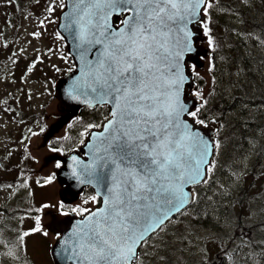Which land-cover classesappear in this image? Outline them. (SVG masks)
Instances as JSON below:
<instances>
[{
	"label": "snow or ice",
	"instance_id": "1",
	"mask_svg": "<svg viewBox=\"0 0 264 264\" xmlns=\"http://www.w3.org/2000/svg\"><path fill=\"white\" fill-rule=\"evenodd\" d=\"M211 2L60 0L58 24L71 39L73 59L78 62L68 69L71 75L64 95L89 107L103 105L107 113L101 114L103 123H88L80 130L81 136H91L90 159L82 161L73 155L69 161L70 174L81 185H92V194L79 204L45 201L36 209L51 206L60 216L83 213L67 231L53 233L63 264H153V257L168 264L166 253L175 250L172 241L193 243L187 233L173 232L171 240L168 233L169 223L177 220L175 214L187 211L186 206L197 199L195 189L187 186L208 182L216 163L211 151L219 152L221 147L220 139L195 126L208 124L203 115L207 97L193 88L196 103L190 106L184 95L189 80L185 53L194 50L189 25H200L208 47H213L207 19ZM53 3L47 7L49 13ZM114 14L120 18L114 20ZM40 59L37 54L28 70ZM51 67L56 69L54 64ZM212 68L209 57L208 70ZM192 75L200 77L199 72ZM94 127L101 130L89 133ZM61 163L55 160L56 168ZM53 179L54 174H49L43 183ZM88 201L89 207L81 206ZM34 219L36 227L27 232L40 228V216ZM24 235L21 231V244ZM245 240L249 258L264 252L252 248L255 241ZM224 255L232 264L231 251Z\"/></svg>",
	"mask_w": 264,
	"mask_h": 264
},
{
	"label": "rangeland",
	"instance_id": "2",
	"mask_svg": "<svg viewBox=\"0 0 264 264\" xmlns=\"http://www.w3.org/2000/svg\"><path fill=\"white\" fill-rule=\"evenodd\" d=\"M219 1L236 4L238 10L229 5L209 8L212 15L208 19L209 33L216 37V51L212 57H202L200 67H191L192 72L200 73L203 85L198 88L207 97L204 113L215 117L217 104L214 102L220 101L218 106L223 107L231 103L235 95H264V0ZM50 3L53 0H0V207L6 208L0 209V264H53L49 247L55 237L48 223L52 215H60L51 206L36 209L45 201L54 204L59 200L61 182L55 177L47 184L43 181L55 173V160L60 159L50 156L54 153L61 156V153L52 151L55 147L49 146L42 137L55 120L54 114L60 112L53 95L54 81L72 67V59L63 37L55 35L60 0L53 3L51 13L47 11ZM37 31L40 35L33 36ZM199 44L207 46L206 36ZM219 47L223 50L217 51ZM37 54L41 59L29 71L28 65ZM209 57L213 65L211 71L208 70ZM53 64L55 70L51 67ZM247 71L255 72L257 82L247 78L250 77ZM219 76L223 77V82H217ZM230 77L232 81L228 80ZM240 107L228 112L226 117L240 119L244 113ZM244 107L245 115L257 120L256 125L245 128L242 124L235 129V138L224 139L219 152L213 155L216 163L210 175L208 201L217 226L194 228L190 232L186 228L183 234L187 233L193 243L172 241L171 247L175 250L169 253L168 264L173 261L184 264L190 259L199 264H215L226 249L239 242V230L235 225L240 209L235 200L237 194L248 197L242 204L243 228L251 229L255 225L252 231H261L258 236L249 232L247 240L255 241L257 249L264 250V244L259 243L264 240L261 227L264 225V109ZM36 112H42L43 116L31 118ZM87 124V121L74 120L53 136L61 142L69 136L71 142H78L85 138L80 130ZM39 128L43 131H37ZM80 202L78 199L75 204ZM90 204L88 201L81 206L89 207ZM12 208L18 211L10 214ZM37 215L40 228L27 232L28 228L36 227L34 218ZM182 218L185 216H177L170 225ZM21 231H25L23 244L20 243ZM168 235L171 240L172 232ZM241 241L247 243L245 238ZM201 246L204 251L199 250ZM256 257V264H264V259H259L264 257V252L256 253ZM152 260L153 264H160L154 257Z\"/></svg>",
	"mask_w": 264,
	"mask_h": 264
},
{
	"label": "water",
	"instance_id": "3",
	"mask_svg": "<svg viewBox=\"0 0 264 264\" xmlns=\"http://www.w3.org/2000/svg\"><path fill=\"white\" fill-rule=\"evenodd\" d=\"M61 12L62 10L59 13L58 20L60 19ZM117 17H120L119 14H114V19ZM189 27L192 28L193 30L194 50L192 52L185 53V60L187 62L194 63L197 67H200L203 64L201 57L208 55L210 53V49L206 46H200L197 43L198 40L203 39L202 27L195 22L191 23ZM57 30L61 33L62 37L64 38L67 44V49L72 57L73 63H78L73 59L72 41L70 38H68L67 32H65L62 28H60L58 22H57ZM73 72H75V69H73ZM185 74L189 76V80L185 81L184 95L189 98V105L191 106L194 103H196L195 97L191 93V90L195 88L196 85L195 83H193L194 81L193 75L189 66L186 67ZM69 75H71V73L67 71L65 74L60 76L55 81L54 97L57 99V108L60 110V112L54 114L55 120L49 124L46 132L43 134L42 139L44 141L48 140L65 123H67L73 116H75L81 107L88 106L83 102V100L80 101L69 100L64 95V89L68 83ZM186 87H188V90L186 89ZM93 106H95V104ZM195 126L200 128L207 136L209 137L214 136L212 125L208 124V125H195ZM100 130L101 129L99 128L91 129L89 133ZM90 139L91 136L87 135L86 139L80 146H78L75 149H72L64 156H60L56 153L50 156V158H60V160L62 161L61 166L57 168V170L55 171V178L61 182V187L58 189V197L60 200H65L66 203H71L74 200H76L85 186H90L93 189L92 185H87V184L81 185L79 181H77L75 177L70 174L71 168L69 167V161L71 159V156L73 155L78 156L79 159L82 161H86L90 159V157L87 155L88 153L87 142ZM212 154H213V149L211 151V155ZM187 187L191 189V185H188ZM54 217L56 216L52 215L48 223V228L52 229L54 232L67 231V229L71 227L73 221L80 219V216L73 213H69L65 216L56 217L55 220L53 219ZM58 246H59L58 241L55 238L49 248V254L54 264H63L61 258L56 254V249Z\"/></svg>",
	"mask_w": 264,
	"mask_h": 264
},
{
	"label": "trees",
	"instance_id": "4",
	"mask_svg": "<svg viewBox=\"0 0 264 264\" xmlns=\"http://www.w3.org/2000/svg\"><path fill=\"white\" fill-rule=\"evenodd\" d=\"M225 5H227V6L229 5V6H231V8L238 10L236 4L232 5L229 2L219 1V0H212L210 7H213V6L224 7ZM211 17H212L211 13H208L207 19H209ZM260 28H262V26ZM208 35H211L213 37V47L210 48V50H211L212 54H214V52L216 51V44H217L216 37L212 33H208ZM206 40H207V36H206ZM207 45H208V40H207ZM222 50L223 49H220V47H219V49L217 51H222ZM212 54H211V57H212ZM195 78L197 79V86L201 87L203 85V83L200 81V79L198 77H195ZM209 110H211V111H209V113L212 112V109L210 107H209ZM102 113L104 115H107V113L105 111V107L103 105H98L96 107H84V108L80 109V111L76 117H79L80 122L87 121V123L100 124V122L103 121L102 117H101ZM39 115L43 116V113L42 112L33 113V114H31V118H35L36 116H39ZM203 115H204V118L207 120H211L212 119L211 117L214 116V115H211V116L207 115L206 113H204ZM94 119H96V120H94ZM75 120H78V119H75ZM97 121H99V122H97ZM68 132H70V131L68 130ZM82 140H83V138L81 140H79L78 142L77 141L71 142V137L69 136V138L66 137L61 142L60 140H58V138H52L50 140V145L55 147V148L61 149L60 151L65 153L69 149L79 145ZM64 149H66V150H64ZM215 153H217V151H215V149H214V154ZM210 185H211V178L209 176L208 182L206 184L201 183L199 185L191 187V188H194L196 193L198 194L197 199H196V201L192 202L187 207V211L182 210L177 214V216H179L180 218L185 216V219H183V218L180 219V221L175 225H170V223H169L170 233L174 232L176 235L177 234L181 235V234H183V232L186 228H189V229L195 228L196 229L199 227H204V226H209V225H211L212 227L217 226L216 224H214V222L217 220L211 214V206H210V202L208 201V198L210 196V188H211ZM245 190L246 189H243L242 192H245ZM83 194H84L83 197H82V195H80V198L86 199V197L88 195L92 194V190L89 187H86L83 191ZM235 197H236L235 198L236 203L240 207L239 211L237 212L238 213V215L236 217L237 221L235 223L237 229L239 230V233L237 234V236H240V237H239V242H237L235 245L229 247V249H226V252L231 251V254L233 257L232 264H256V261L258 260V258L256 257V253L251 258H249V256H247L245 254L249 250L248 244L245 241H241V238L248 237L249 232H250V235L255 234V236H258L259 233H261V231H259V230L252 231L253 227H255V225L251 229H249V227L243 228V224L241 223L243 221L242 219L244 218L242 215V204H243V200L246 201V199H248V197H245L244 194H242V195L237 194V195H235ZM232 205H233V201H232ZM0 209L6 210V208H2V207H0ZM17 211H18V208H12V211L10 212V214H14ZM241 232L243 235H241ZM171 246L173 247V245H171ZM252 248L257 249V245L255 243H253ZM166 254L168 256V260H170L169 253H166ZM259 259L262 260V259H264V257H260ZM215 262H216L215 264H229L228 257H226L225 255L221 257L220 261L216 260ZM184 264H199V263L193 259H190L187 262H185Z\"/></svg>",
	"mask_w": 264,
	"mask_h": 264
},
{
	"label": "flooded vegetation",
	"instance_id": "5",
	"mask_svg": "<svg viewBox=\"0 0 264 264\" xmlns=\"http://www.w3.org/2000/svg\"><path fill=\"white\" fill-rule=\"evenodd\" d=\"M264 11V10H263ZM259 23V20L257 21ZM248 75L250 77L251 80H254L257 82V75L255 74L254 71H247ZM228 80L232 81V77L228 78ZM223 82L224 79L223 77L219 76L217 79V82ZM232 84V82H231ZM244 87V85H243ZM218 102L217 101V110H216V120H215V124H216V137L218 139L221 140V142H223L224 139H234V131L235 129H238L240 126H242V124H245V128L250 127L252 125H256V121L255 119H253L252 117H250L249 115H245L246 112L243 111V109L245 108V105H249V107L251 106H256L258 108V110L264 109V95L263 96H255V97H251L248 94H246V96H240V95H235L234 100L231 101V103L223 105V107H219L218 106ZM241 106L240 111L244 112L242 117L240 119H229L226 117V114L228 112H232L236 107ZM248 107V106H247ZM226 120L228 122H226ZM264 126V123H262ZM220 125H223V127H221ZM224 143V142H223Z\"/></svg>",
	"mask_w": 264,
	"mask_h": 264
}]
</instances>
